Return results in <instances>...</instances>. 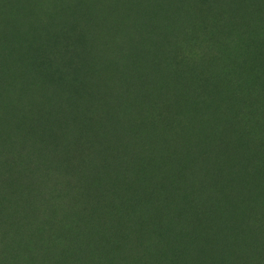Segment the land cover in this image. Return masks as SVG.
<instances>
[{
	"label": "rangeland",
	"instance_id": "1",
	"mask_svg": "<svg viewBox=\"0 0 264 264\" xmlns=\"http://www.w3.org/2000/svg\"><path fill=\"white\" fill-rule=\"evenodd\" d=\"M0 264H264V0H0Z\"/></svg>",
	"mask_w": 264,
	"mask_h": 264
},
{
	"label": "trees",
	"instance_id": "2",
	"mask_svg": "<svg viewBox=\"0 0 264 264\" xmlns=\"http://www.w3.org/2000/svg\"><path fill=\"white\" fill-rule=\"evenodd\" d=\"M237 252V251H236Z\"/></svg>",
	"mask_w": 264,
	"mask_h": 264
}]
</instances>
